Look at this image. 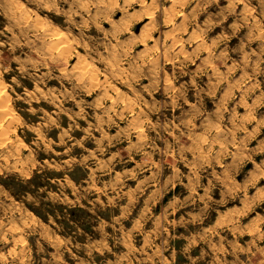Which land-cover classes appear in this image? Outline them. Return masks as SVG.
Here are the masks:
<instances>
[{
	"label": "rangeland",
	"instance_id": "1",
	"mask_svg": "<svg viewBox=\"0 0 264 264\" xmlns=\"http://www.w3.org/2000/svg\"><path fill=\"white\" fill-rule=\"evenodd\" d=\"M0 264H264V0H0Z\"/></svg>",
	"mask_w": 264,
	"mask_h": 264
},
{
	"label": "bare ground",
	"instance_id": "2",
	"mask_svg": "<svg viewBox=\"0 0 264 264\" xmlns=\"http://www.w3.org/2000/svg\"><path fill=\"white\" fill-rule=\"evenodd\" d=\"M63 37H64V36H63ZM63 37H62V38H63ZM59 38H60V37H59ZM62 38H61V39H62ZM65 39H66V38H65ZM139 39H140V38H139ZM58 40H60V39H58ZM57 42H58V41H57ZM57 45H58V44H57Z\"/></svg>",
	"mask_w": 264,
	"mask_h": 264
},
{
	"label": "crops",
	"instance_id": "3",
	"mask_svg": "<svg viewBox=\"0 0 264 264\" xmlns=\"http://www.w3.org/2000/svg\"><path fill=\"white\" fill-rule=\"evenodd\" d=\"M260 259H263V257L261 256V258Z\"/></svg>",
	"mask_w": 264,
	"mask_h": 264
}]
</instances>
